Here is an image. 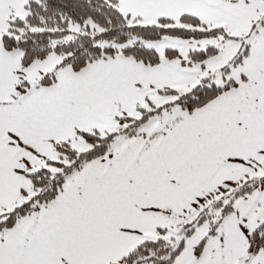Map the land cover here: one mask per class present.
<instances>
[{
    "label": "snow or ice",
    "instance_id": "snow-or-ice-1",
    "mask_svg": "<svg viewBox=\"0 0 264 264\" xmlns=\"http://www.w3.org/2000/svg\"><path fill=\"white\" fill-rule=\"evenodd\" d=\"M0 264H264V0H0Z\"/></svg>",
    "mask_w": 264,
    "mask_h": 264
}]
</instances>
